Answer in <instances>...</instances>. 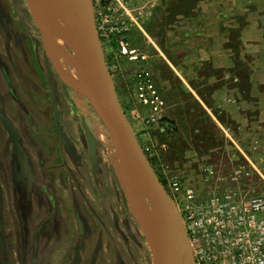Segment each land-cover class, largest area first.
Here are the masks:
<instances>
[{"label":"rangeland","instance_id":"obj_1","mask_svg":"<svg viewBox=\"0 0 264 264\" xmlns=\"http://www.w3.org/2000/svg\"><path fill=\"white\" fill-rule=\"evenodd\" d=\"M89 1L95 24L109 5L130 12L128 41L149 57L167 103L161 159L264 155V0ZM61 44L67 54L55 56L57 71L28 1L0 0V115L25 149L17 157L0 121V264H68L75 249L79 264H153L119 156L87 97L67 84L85 81ZM104 55L142 142L146 111L132 112L126 88L137 66L122 60L116 68L109 49ZM50 212L52 225L40 217Z\"/></svg>","mask_w":264,"mask_h":264},{"label":"built area","instance_id":"obj_2","mask_svg":"<svg viewBox=\"0 0 264 264\" xmlns=\"http://www.w3.org/2000/svg\"><path fill=\"white\" fill-rule=\"evenodd\" d=\"M123 9L109 5L100 14L97 32L116 68L122 60L137 66L126 88L132 112L146 111L145 140H138L150 163H161L158 172L153 169L181 216L194 264H264V155L208 158L203 163L185 157L175 164L160 158V149L166 147L160 137L168 131L167 103L149 57L128 41L131 15Z\"/></svg>","mask_w":264,"mask_h":264},{"label":"water","instance_id":"obj_3","mask_svg":"<svg viewBox=\"0 0 264 264\" xmlns=\"http://www.w3.org/2000/svg\"><path fill=\"white\" fill-rule=\"evenodd\" d=\"M32 15L41 29L45 42L56 38L73 51L85 85L67 82L78 88L87 97L97 116L110 135L119 156L120 169L129 165L138 177V206L144 216L135 214L129 198V184L122 181L130 209L140 225L150 248L153 264H174L176 248L185 251L188 264H194L191 247L177 207L145 155L137 134L120 102L113 76L110 72L97 32L91 4L88 12L79 7L76 13L69 11L63 0H27ZM54 44V43H53ZM49 56L59 71L55 55L48 48ZM0 121L12 142L14 153L20 156L23 148L20 133L5 114ZM119 169V170H120ZM3 190L0 181V206ZM4 221L0 222L3 227ZM0 247H5V238L0 236ZM77 252L73 264H78ZM9 264V262H5Z\"/></svg>","mask_w":264,"mask_h":264},{"label":"bare ground","instance_id":"obj_4","mask_svg":"<svg viewBox=\"0 0 264 264\" xmlns=\"http://www.w3.org/2000/svg\"><path fill=\"white\" fill-rule=\"evenodd\" d=\"M63 2L67 6L69 11L72 12V13H76L79 10V7L84 8V10L86 12H88V5H87V1L86 0H63ZM53 43L47 42L48 48L51 50V52H53L54 55L56 57H58V58H62V56L65 57V54H67V53H65V49L62 46L61 42L58 39L55 38L53 40ZM63 59H65V58H63ZM74 62H76V61H74ZM121 171H122L121 174L123 175L124 181L129 184V198H130V201L132 203V207H133V205L136 206L134 208L137 209V216L143 217L144 216V211H143L142 208H140L138 206V203H137V201H138V184H139L138 177L133 173V169L129 165L123 167ZM136 209H133V210H136ZM179 249H180V246L178 247V249L176 248V254H177L178 251L179 252L181 251ZM181 253L182 252H180V255H181ZM181 263H182L181 262V256L179 257V256L175 255L174 264H181Z\"/></svg>","mask_w":264,"mask_h":264},{"label":"flooded vegetation","instance_id":"obj_5","mask_svg":"<svg viewBox=\"0 0 264 264\" xmlns=\"http://www.w3.org/2000/svg\"><path fill=\"white\" fill-rule=\"evenodd\" d=\"M18 157V156H17ZM16 165H17V163H16ZM18 166V165H17ZM20 169H21V167H20ZM19 169V170H20ZM50 202L52 203V200H50ZM41 216H43V220H42V222L44 223V222H46V221H48L49 219H52V218H54L55 217V214L53 213V212H50L49 214H41L40 215V217ZM66 238H67V236H66ZM51 244H52V242H50V246H51ZM33 247V246H32ZM33 249V248H32ZM33 251V250H32ZM77 252H79L77 249H75L72 253H67V252H65V253H67L68 254V256H67V263L68 264H73V261H74V258H75V255H76V253ZM70 255V256H69ZM80 255V254H79ZM81 258V257H80ZM80 258H79V261H80ZM35 260L34 259H31V264H35V262H34ZM79 261H78V264H79Z\"/></svg>","mask_w":264,"mask_h":264},{"label":"crops","instance_id":"obj_6","mask_svg":"<svg viewBox=\"0 0 264 264\" xmlns=\"http://www.w3.org/2000/svg\"><path fill=\"white\" fill-rule=\"evenodd\" d=\"M118 96H119V93H118ZM119 99H120V96H119ZM120 102H121V101H120ZM124 109H125V108H124ZM127 116H128V118H129V115H128V114H127ZM129 120H130V122L132 121L131 118H129ZM131 123H132V122H131ZM134 125H135V124H134ZM138 125L140 126V124H138ZM134 129H135V128H134ZM20 137H21V135H20ZM22 148H23V147H22ZM23 153H25V149H24V148H23ZM17 160H18V159H17ZM15 166H16V165H15ZM17 167H18V166H17ZM16 176H17L18 179H20V178L22 179V178H23V176H24V167H23V166L21 167L20 170L17 169ZM2 198H3V197H2ZM1 204H2V203H1ZM30 207H31V205H30ZM26 211H27V212H31V208H27ZM53 220H54V218L49 219V220H48V223H50L51 225L54 224V223H53ZM40 228H41V230H42L44 233L47 232V231H46V228H45L44 230H43V227H40ZM51 232H52V230H51ZM35 233H36V232H35ZM49 237L52 238V237H53V233H51V234L49 235Z\"/></svg>","mask_w":264,"mask_h":264},{"label":"trees","instance_id":"obj_7","mask_svg":"<svg viewBox=\"0 0 264 264\" xmlns=\"http://www.w3.org/2000/svg\"><path fill=\"white\" fill-rule=\"evenodd\" d=\"M108 62H109V59H108ZM151 164H153V162L151 161ZM154 165V164H153Z\"/></svg>","mask_w":264,"mask_h":264}]
</instances>
